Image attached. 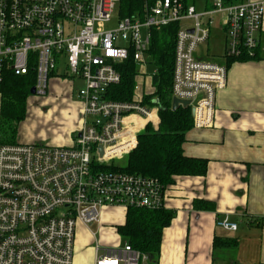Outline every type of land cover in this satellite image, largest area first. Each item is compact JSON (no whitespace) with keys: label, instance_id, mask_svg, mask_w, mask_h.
Instances as JSON below:
<instances>
[{"label":"built area","instance_id":"2783aa9c","mask_svg":"<svg viewBox=\"0 0 264 264\" xmlns=\"http://www.w3.org/2000/svg\"><path fill=\"white\" fill-rule=\"evenodd\" d=\"M121 2L0 0V86L8 69L22 75L31 67L36 95H48L54 76L83 83L77 92L82 117L70 144H0V264H74L78 224L100 221L104 207H164L160 179L126 172L114 162L137 147L144 129L129 118L152 122L158 107L143 104L142 98L108 97L110 86L121 81V63L130 56L140 66L146 63L153 27L180 22L172 92L190 101L195 127L214 125L217 93L228 82L225 62L197 54L210 39L216 15L225 29L226 61L257 54L263 0H212L203 10L182 0L145 1L141 16L122 15ZM218 224L238 229L228 217ZM95 251L94 264H153L149 253L129 241L97 243Z\"/></svg>","mask_w":264,"mask_h":264},{"label":"crops","instance_id":"0c3cea01","mask_svg":"<svg viewBox=\"0 0 264 264\" xmlns=\"http://www.w3.org/2000/svg\"><path fill=\"white\" fill-rule=\"evenodd\" d=\"M216 18L219 26L217 29L215 24L212 26L210 39L201 49L199 47L197 54L212 59L208 53L213 43L221 51L217 52L222 57L220 61L226 63L223 56L225 29L221 15ZM59 79L63 78L56 77V82L59 83ZM150 82L147 73L139 76L138 92L152 91L154 87ZM58 83L52 80L49 91L63 90L68 99L65 109H71L69 97L73 93ZM79 105L77 119L64 137L52 145H65L70 141L69 137L80 125L83 104ZM157 118L152 121L156 128L160 122L159 116ZM140 119L143 118L136 115L129 118L130 121ZM147 123L145 120L142 128ZM18 140L38 142L21 136ZM183 148L187 156L207 159L208 171L204 176H175L174 182L165 187L164 208L173 212V219L163 230L161 251L155 264L263 263L264 23L256 58L234 61L228 67L227 85L216 97L214 125L194 126L187 132ZM127 211L124 206H106L101 211L100 221L90 227L79 223L74 264H94L97 243L107 247L125 242L117 227L126 222ZM225 217L237 222L238 229L221 227L218 221Z\"/></svg>","mask_w":264,"mask_h":264},{"label":"trees","instance_id":"16d2710c","mask_svg":"<svg viewBox=\"0 0 264 264\" xmlns=\"http://www.w3.org/2000/svg\"><path fill=\"white\" fill-rule=\"evenodd\" d=\"M145 1L153 3L155 0H122V15L141 16ZM182 1L194 5L198 2L204 8L212 5V0ZM239 1L241 0H225L228 3ZM179 28L180 22H172L151 29L152 37L147 53L149 61L158 68L153 75L152 93L136 90L138 77L145 72L133 56L118 66L122 73L121 81L111 85L108 90V97L112 100L124 102L142 98L143 104L158 107V127L152 122L145 125L138 134L137 147L127 155L120 168L133 174L157 177L165 187L174 182L175 176H204L208 171L207 159L187 156L184 153L186 134L194 127L192 108L183 105L173 108L175 45ZM255 58L256 55L233 57L226 64L229 67L234 61ZM35 70V67H31L27 74L22 75H16L11 69L5 72L0 86V144L18 143L19 124L27 115L28 98L36 83ZM157 120L158 118L153 121ZM172 219L173 212L164 207L155 210L129 207L126 222L117 229L125 241H129L136 249L149 253L152 263L155 264L161 251L163 230L170 225Z\"/></svg>","mask_w":264,"mask_h":264},{"label":"rangeland","instance_id":"374dc122","mask_svg":"<svg viewBox=\"0 0 264 264\" xmlns=\"http://www.w3.org/2000/svg\"><path fill=\"white\" fill-rule=\"evenodd\" d=\"M200 3L197 2L198 9H204L202 5H199ZM122 4L119 3L118 9H121ZM117 9V11H118ZM118 12L114 14V17H116ZM217 26H219V20L216 18V23L214 25V28L217 29ZM206 48V45H204ZM201 49V47H200ZM221 52L219 49H217L213 43H211V46L209 47V53L208 56H210L213 60H216L218 62H221V55H218ZM146 56V63L142 64L140 68L144 69L145 73H147V77H150L151 79V86L153 85V75L157 72L158 68L156 65H154L152 62L149 61V55L148 53L145 54ZM257 55V54H256ZM57 72L62 71L61 66H57ZM54 78V79H53ZM51 79L56 82V77L54 76ZM67 81V82H66ZM71 83V86L69 83ZM61 85V88H65L68 91V88L71 89V92L73 93L69 97V101L71 102V109L70 107L68 109H65V105L68 102V99L63 95V90L58 89V91H49L48 95L40 96V95H30L28 98V111L25 119L19 124V130H18V138L25 137V138H32L36 139L38 142H47L50 144H56L55 141L58 139L64 137V135L67 133V130L70 129V125L72 124L76 117L78 116L79 108H80V99L77 97V92L82 87L83 83L79 81L76 78H64L59 79V83ZM57 84V85H58ZM139 86V84H137ZM60 88V87H59ZM139 89V88H138ZM50 90V87H49ZM51 90L52 84H51ZM137 90V89H136ZM138 91V90H137ZM147 93H152L151 91ZM69 96V95H68ZM145 120L140 119V125L144 123ZM77 127V126H76ZM73 134H71L70 141L66 144L71 143V138ZM17 138V142H19ZM127 155L114 160L116 162V165L121 167L125 163ZM108 167H113L109 165ZM242 225V224H241ZM123 241V240H122ZM124 242H122L121 245H123ZM120 245V246H121Z\"/></svg>","mask_w":264,"mask_h":264},{"label":"water","instance_id":"95a60500","mask_svg":"<svg viewBox=\"0 0 264 264\" xmlns=\"http://www.w3.org/2000/svg\"><path fill=\"white\" fill-rule=\"evenodd\" d=\"M35 87L32 88L31 93L32 95L35 94ZM155 102L157 103L158 101L155 100ZM183 105V106H190V101L189 100H183V99H179L177 97H173V108H177L178 106ZM192 113H194V109L192 108ZM100 153L103 154V148L102 146L100 147Z\"/></svg>","mask_w":264,"mask_h":264},{"label":"bare ground","instance_id":"6f19581e","mask_svg":"<svg viewBox=\"0 0 264 264\" xmlns=\"http://www.w3.org/2000/svg\"><path fill=\"white\" fill-rule=\"evenodd\" d=\"M156 118H157V116H156L155 113H152V114L150 115V117H149V119H151V120H156ZM143 120H145V119H143Z\"/></svg>","mask_w":264,"mask_h":264},{"label":"flooded vegetation","instance_id":"af4514ba","mask_svg":"<svg viewBox=\"0 0 264 264\" xmlns=\"http://www.w3.org/2000/svg\"><path fill=\"white\" fill-rule=\"evenodd\" d=\"M82 116H80V119H81Z\"/></svg>","mask_w":264,"mask_h":264}]
</instances>
